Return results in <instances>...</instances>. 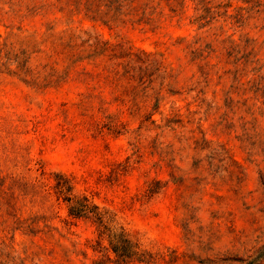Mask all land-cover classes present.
I'll list each match as a JSON object with an SVG mask.
<instances>
[{
    "label": "rangeland",
    "instance_id": "obj_1",
    "mask_svg": "<svg viewBox=\"0 0 264 264\" xmlns=\"http://www.w3.org/2000/svg\"><path fill=\"white\" fill-rule=\"evenodd\" d=\"M86 1L0 0V171L21 172L13 164L28 158L65 174L153 255L129 264H264V0H203L200 24L190 22L201 12L186 0L183 14L165 7L153 30L91 22ZM68 32L162 52L181 93L164 94L154 111V100L139 96L137 113L124 82L115 91L71 78L27 83L24 66L41 81L50 41ZM194 48L202 55L192 60ZM174 113L182 121L167 126ZM2 202L0 264L100 257L95 225L67 216L54 195L19 211L47 217L36 233L17 228Z\"/></svg>",
    "mask_w": 264,
    "mask_h": 264
},
{
    "label": "trees",
    "instance_id": "obj_2",
    "mask_svg": "<svg viewBox=\"0 0 264 264\" xmlns=\"http://www.w3.org/2000/svg\"><path fill=\"white\" fill-rule=\"evenodd\" d=\"M185 1L87 0L83 11L86 19L108 28L129 23L148 26L153 30L165 16V7L170 13H173L171 15L173 17L184 13ZM193 1L196 4L195 11L199 10L201 13L191 18L190 22L200 24L206 17L203 11H206L207 6L203 0ZM189 47L190 45H186V48ZM188 51L192 55V60L202 55L198 53L199 48L188 49ZM206 57L207 55L204 56V58ZM46 59L47 61L43 65L46 73L41 81L38 76H33L28 66H24V75L30 77V80H25L27 83L46 87L50 84L58 85L61 80L71 78L84 84L94 81L95 84L115 91L120 83L124 82V90L132 93V105L136 106L137 113L139 112V96L150 97L154 100L152 107L154 111L159 107L164 94L181 93L173 88L176 75L173 68L166 63L162 52L135 48L125 42L113 44L108 40H102L97 35L92 36L87 33L86 37H82L68 32L52 38L46 51ZM84 61L90 63L91 67L88 68L84 65ZM59 63H62L61 71L57 66ZM203 74L204 82L207 84L208 72ZM156 82H158L157 87L154 86ZM194 89L196 86L188 90ZM204 93L202 88L196 90L194 101H198V105L204 102V98L201 96ZM81 95L87 98V94L81 93ZM151 116L152 113H148L149 119ZM181 121L180 114L174 113L172 117L166 119V125L177 124ZM151 122H155V120L151 119ZM4 151L17 153L16 150L7 148ZM17 163L19 164L13 165L22 166L21 172L0 171V199L7 208L6 213L17 224V228H22L30 233L44 230V228H37L41 221H47L46 216L30 212L27 217L21 219L19 211L22 208L31 211L36 205L41 207L47 197L54 195L56 200L65 203L67 216L74 219H86L95 225L96 239L93 240L94 243L91 244V247L95 252L100 253V257L93 264H129L133 261L153 259V255L142 248L137 234L118 225L110 210L100 207L86 194L76 193L71 179L65 174L47 173L39 160H35L32 167L31 160L28 158H22ZM32 168L38 172V175L31 176ZM148 191L153 192L151 188ZM49 252L52 253L53 250ZM82 254L85 255L83 252ZM63 256L61 264H68V255L64 254Z\"/></svg>",
    "mask_w": 264,
    "mask_h": 264
}]
</instances>
